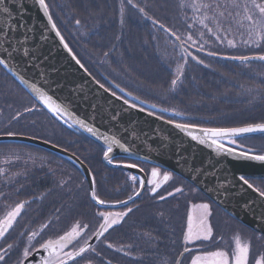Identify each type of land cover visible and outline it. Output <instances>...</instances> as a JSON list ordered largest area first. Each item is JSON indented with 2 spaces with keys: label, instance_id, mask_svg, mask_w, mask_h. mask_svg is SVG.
I'll return each instance as SVG.
<instances>
[{
  "label": "trees",
  "instance_id": "16d2710c",
  "mask_svg": "<svg viewBox=\"0 0 264 264\" xmlns=\"http://www.w3.org/2000/svg\"><path fill=\"white\" fill-rule=\"evenodd\" d=\"M91 1L83 3L81 0H67L68 6L63 7H58L59 2L56 0H46V3L64 41L97 82L104 83L122 98L139 106L151 107L155 104L160 116L176 123H195L201 127H241L264 123V62L238 63L222 59L235 52L230 50L218 52L215 57L208 56L207 52H199L197 58L202 59L208 67L198 64L191 56L185 57L176 35L170 34L173 33L171 30L165 32L159 27L163 24L167 28V23L161 21L163 17L172 16L171 0L169 3L165 0L166 8L149 6L144 12L136 9L141 13L139 15L126 8L121 11V7ZM154 1L165 4L164 0ZM69 2L74 4L73 8L69 7ZM62 3L65 2L62 0ZM152 20L158 23L153 24ZM166 39L170 42L166 43ZM172 42L181 54L180 64L184 63L185 58L192 63L184 65L183 75L174 90L170 85L173 79L170 69L174 68L176 55H173L172 61H167L161 55L162 49L166 50ZM187 49L191 53L194 51ZM246 64L254 66L255 70L259 69V77L261 72L263 78L253 79V75L257 74L251 72L253 68L247 72L240 69ZM6 78L7 81L12 79L8 75ZM11 81L25 95L23 97L29 98L14 80ZM120 88L124 92H120ZM33 105L31 111L19 113V116L11 119L5 134L11 132L17 136L42 140L76 156L91 172L97 197L106 203L124 201L136 193L137 186L129 179L128 173L103 165L102 146L79 130L69 128L34 101ZM161 109L168 111L162 112ZM177 112L181 115H175ZM38 122L48 124L50 130H43L44 126H38ZM236 139L245 149L251 145L264 148V134ZM0 146L6 147L4 156L0 150V160L2 157H5V161L17 158L16 161L0 164V168L3 167L5 171L3 178L0 177L1 185L4 186L0 212H4L7 205L14 206L20 201H27L20 225L23 229L33 227L36 230L47 223L48 227L42 235L63 234L77 223L81 226L83 218H86L89 228L98 224L100 218L97 215L100 211L91 204L86 181L73 164L51 152L25 144L1 143ZM23 154L34 161L32 167H23ZM40 156L49 161H39ZM56 164L79 177L78 191L68 179L63 181L56 177L52 171L57 169ZM16 172L19 176L13 179V173ZM257 182L264 186V180ZM184 199L173 197L156 201L143 196L131 207L129 214L132 216L126 218L122 226L108 231L103 240H126L129 225L135 231L136 240L142 239L145 232H158L162 227L165 232L162 239L171 245L177 244L183 240L188 203L196 202L191 198ZM161 213L167 217L165 221L160 217ZM81 259L76 260V264Z\"/></svg>",
  "mask_w": 264,
  "mask_h": 264
},
{
  "label": "water",
  "instance_id": "95a60500",
  "mask_svg": "<svg viewBox=\"0 0 264 264\" xmlns=\"http://www.w3.org/2000/svg\"><path fill=\"white\" fill-rule=\"evenodd\" d=\"M0 8H8L9 12L16 17L17 24L20 23L19 10L22 9L25 25L33 29L31 32H27L26 29L17 28L15 33H8L9 36H14L17 40L25 41L15 55L12 66H22L23 70L20 74L30 83H35L41 91L50 95L53 100L72 114L68 117V123L82 119L98 129V135L101 137L115 135L125 147L130 148L134 155H129L114 145L110 158L146 163L177 175L232 219L264 236V199L236 178L239 174H247L251 180H259L264 176V165L240 162L223 156L218 157L213 149L192 141L173 124L167 123L168 120L161 119L156 114L157 108H143L138 105L132 108L128 104H124L125 99H117V95L113 96L110 91H105V88H101L85 68L81 67V64L76 63V60L73 59L74 54L72 51L69 52V47L65 48L61 43L60 37L56 36V32L48 24L47 18L35 0H3ZM6 16V13L0 12V21ZM9 23L11 24V21ZM2 28L3 23H0V29ZM4 47L10 48L11 44L6 43ZM23 48L29 50L31 54L29 57L25 58L19 54ZM3 55V49L0 48V58H3ZM230 61L242 63L236 60ZM0 67L39 106L52 115L40 103L35 94L22 84L9 69ZM129 104L133 103L129 102ZM140 109H144V111H140ZM149 113H153V115H149ZM168 114L175 116L172 113ZM58 120L68 126L62 119ZM72 128L79 130L103 148L106 147L102 139H97L78 125L74 124ZM262 134L264 133H250L243 137ZM1 143L37 147L73 164L84 177L89 200L97 208L115 210L127 207L139 198L143 191L144 186L140 187L138 195L135 194L131 200L124 201L126 203L97 204L92 199L94 189L92 174L73 154L47 142L24 136L2 135L0 136ZM102 163L107 168L125 171L138 177L139 180H145L143 173L137 168H126L122 166L124 164L109 163L104 157H102ZM96 239L95 236L84 247L88 249Z\"/></svg>",
  "mask_w": 264,
  "mask_h": 264
},
{
  "label": "snow or ice",
  "instance_id": "6c2138e0",
  "mask_svg": "<svg viewBox=\"0 0 264 264\" xmlns=\"http://www.w3.org/2000/svg\"><path fill=\"white\" fill-rule=\"evenodd\" d=\"M35 2L39 5L40 10L47 18L48 24L51 25L52 30L56 32V36L60 37L61 43L64 44L65 48H68V45L64 43L61 33L57 30L56 24L53 23V18L49 14V6L46 3V0H35ZM127 2L133 7H136V5L133 4V0H127ZM2 3L3 0H0V4ZM179 7H190L194 13L201 12L203 10V14L201 16L194 17L195 22H198L203 29H206L208 34L215 36L216 41L220 43H224L226 41L229 47H236L235 40L229 38V35L234 34V29L236 31H239L240 29L246 30L247 39L243 41L246 45L255 44L259 47L261 43L264 42V0H181ZM121 11H123V8ZM140 11L144 12V9L141 8ZM0 12L7 14L6 18L0 21V23H3V28L0 29V48L3 49L4 54L3 58H0V66L9 69L22 84L28 87L31 92L35 94L40 103L43 104L53 116L57 119H62L68 124L69 128H72L75 124L83 128L92 136L97 137V139H102L104 145H106L103 150V157L105 160H108L109 163H113L114 158H110V154L113 153L114 145L118 146L125 153L134 155V153H131L130 148L125 147V145L121 143V140L117 139L115 135H103L101 137L98 135V129L90 126L82 119H77L74 120L73 123H68V117L72 114L66 108L62 107L60 103L53 100L50 95L41 91L35 83H30L27 78L20 74L23 70L22 66H12L15 55L18 53L25 41L17 40L14 36H9L8 33H15L17 28L26 29L27 32H31L33 29L25 25L23 21L24 12L22 9L19 10V24L16 23V17L9 12L8 8H0ZM148 19L152 18L148 17ZM10 21L11 24L9 23ZM152 22L153 24L158 23L155 20H152ZM76 23L79 24L80 21L77 20ZM187 26L191 29L193 24H188ZM159 27L165 32H170V30L163 24H160ZM221 33H223V35H221ZM170 34L176 35L175 33ZM200 35L203 37L204 32L200 31ZM241 35H244V33H241ZM176 40L179 41V47L183 48L185 57L191 56L192 60H195L198 64H203L204 67H208L202 59H198L184 47L188 41H191L193 44L196 43L192 35H187L183 38L180 35H176ZM6 43H10L11 47H4V44ZM204 43H208V41L205 40ZM201 49H203V44L200 45L197 51H200ZM69 52H71L70 49ZM19 54L25 58L31 55L27 48H23L22 52ZM105 55H107V53H105ZM207 55L215 57L218 53L215 51H208ZM225 58L240 61L242 63L256 60L264 62V54L253 56H230ZM73 59L76 60L77 64H80V61L77 60L75 56H73ZM185 64H187L186 58L183 64H178L177 66V72L179 74L176 75L170 82L173 90L177 87L178 81L181 80ZM81 67H83V65H81ZM100 87L104 88V85L101 84ZM117 87L119 86L117 85ZM105 91H108V89H105ZM120 92H124V89L120 88ZM111 94L116 96L115 92H112ZM127 95H131V93H127ZM117 99L122 98L117 96ZM133 99H135V97H133ZM123 102L124 104H128L129 107H136L135 104H129L128 100H124ZM151 107L155 108L156 105L153 104ZM31 110L32 109H25V111ZM140 111H144V109H140ZM161 111H168V109H161ZM16 115L19 116L20 114L17 113ZM149 115H153V113H149ZM175 115H181V113L177 112ZM160 118L162 119V117ZM167 123L173 124L175 128L185 133V135L190 137L192 141H196L201 145H206L208 148L213 149L218 157L223 156L240 162L258 163L260 165H264V152L256 153L252 149H245L244 145L238 144L236 139L243 137L245 134L257 132L264 133V123L247 124L241 127H201L195 123H176L173 120H168ZM7 135L12 136L14 134L9 132ZM231 145H236V147H232ZM122 166L126 168L138 167L135 163L124 164ZM2 173L3 169H0V174ZM160 176V168L153 167L147 180L141 179L139 180V184L141 187H143L146 183L148 185H153V187H151V192L156 193L157 189H159L163 183L169 181L171 178L168 171H164L162 179L158 180L157 178ZM236 178L238 181L242 182L243 185H246L248 189H251L253 192L257 193L260 198L264 199V186L252 183L247 174H239ZM129 179L136 181L137 177L130 176ZM261 179H264V176H262ZM180 191H182V189H175V192ZM135 194L138 195L139 193ZM168 195L171 196L173 193H168ZM92 199L100 205L106 203L104 200H100L97 197L94 189L92 191ZM128 199L131 200L132 196H129ZM160 199L163 200L165 197L161 196ZM27 203V201H20L14 206H5L6 210L4 214L0 216V239L5 238L6 234H8L14 227V223L17 221L18 217L21 216L22 210L26 207ZM117 203L126 202L117 201ZM192 207L202 210V212L198 223L195 225L193 223L192 211L190 210L188 213L187 229L183 235L185 247L181 256H183L184 253H191L192 251L197 250L189 248L188 245L195 244L197 241H209L213 236V229L208 223V216L210 215L209 204H195ZM130 211L131 209H128V212ZM98 215L103 218V223H101L99 229L93 233V235L97 238L103 236L108 229L119 223L120 220L127 215V212H99ZM47 227L48 224L45 223L40 226L39 230H32L27 234L21 232L20 236L26 235L27 241L31 242L36 240L38 236L42 235L43 230ZM87 227V225H83L81 227L77 223L62 235H59L54 239L48 238L39 242L38 247L36 245L24 247L16 264H69L70 261L72 264H76V258L81 257L82 254L88 250L84 246L75 247V242ZM234 244L235 247L231 252L224 249H217L193 255L191 258V264H248L249 244L242 243L239 235L234 237ZM108 247L111 248L112 244H108ZM129 247H131V245H129ZM12 248V244H8L5 248H0V264H3V261L6 259L5 254L11 251ZM88 264H91V262L89 261ZM177 264H179V260L177 261ZM254 264H264V258L255 259Z\"/></svg>",
  "mask_w": 264,
  "mask_h": 264
},
{
  "label": "flooded vegetation",
  "instance_id": "af4514ba",
  "mask_svg": "<svg viewBox=\"0 0 264 264\" xmlns=\"http://www.w3.org/2000/svg\"><path fill=\"white\" fill-rule=\"evenodd\" d=\"M97 1L99 2L100 5H105L115 8L116 7L126 8L127 10L131 11V13L133 14L137 13L138 15L141 13L139 11H136V9H141V8L145 9L150 6V3L146 1L144 2V5L141 6L140 4L136 5L137 2H134L133 0V4H135L136 7H133L131 4H128L127 0H97ZM63 2H67V0H63ZM6 76H7L6 72L0 67V80L5 82ZM98 83L100 85L103 84L104 88L108 89L110 92H114L113 90L107 88V86L104 83L101 82ZM116 95L118 94L116 93ZM6 127L7 125L4 124L3 125L4 131H0V136L7 135L5 134ZM5 148H6L5 146H0L1 152L2 151L4 152L3 156L5 154ZM113 162L118 164H129V163L137 164L138 165L137 169H139L143 173L145 180H147V178L150 176L151 169L155 167L152 165H148L133 160H127V159H114ZM0 169H3V167H1ZM160 170H161V176L157 178L158 180L162 179V174L164 171H166L161 168ZM169 173L171 176L170 180L163 183L161 187L157 189L156 193L151 192V187H153V185H148L146 183L143 187V191L140 194L139 198H137L127 207L121 209H115V210H104L97 208L92 203L91 204L94 207H96L100 212H108V213L127 212V215L122 220H120L119 223L113 225L110 229H108V231H110L113 229H117L119 226H122L126 218L132 216L131 214H129L128 209H131V207H133L136 204V202H138L143 196L147 199L153 198L156 201H160L161 196H164L165 199L173 198V197L174 198L185 197V199L191 198L194 201H197L195 202L196 204H201V203L209 204L210 215L208 216V223L213 229L212 238L209 241H197L195 242V244L188 245L189 248L197 249L198 251L194 250L191 253H184L183 256L184 255L185 256L183 258V256H181V253L183 252V249L185 247L184 241L181 240L177 244L171 245L167 241L163 240L162 237L165 236V232L162 227L158 232L147 231L144 233L142 239L136 240L135 231L133 230V227L128 225L126 231L127 232L126 240H121V241L103 240V237L105 236L106 233H108V231L105 232L103 236L97 238L93 243V245L89 247L85 253L82 254L81 256L82 259L80 260L79 264H88L89 261L91 262V264H177L178 260H179V264H191V258L193 255L202 254L203 252L214 251L217 249H224L231 252L235 247L234 237L236 235L240 236L242 243L249 244L248 264H254L255 259L257 258H264V236L241 225L240 223L232 219L230 216H228L226 213H224L216 205H214L210 200H208L204 195H202L196 188H194L188 182H186L185 180H183L182 178L178 177L177 175L171 172ZM129 175L133 176L132 174ZM1 178H3V176ZM259 180H264V179H259ZM133 182L136 184L137 192H138L141 187L139 184V178L137 177V180ZM251 182L256 185H261L258 184L257 180H252ZM187 185L191 186V188ZM177 188L182 189V191L175 192V189ZM188 191H195L196 193L194 196L191 197L188 194ZM3 192H4V186L1 185L0 182V197L3 194ZM168 193H173V195L169 196ZM202 196L206 198L208 201L203 199ZM195 203L193 202L188 203L189 204L188 213L190 210L193 209L192 206L195 205ZM215 207H217L220 210V212H218L217 211L218 209H216ZM4 212H0V216H2ZM97 216L100 218L98 224L95 225V227L93 228H89V227L85 228L81 236L75 242V247L85 246L95 237L93 233L96 232L99 229L100 224L103 223V218L99 215ZM20 217H18L17 221L14 223V227L9 231L8 234H6V237L0 239V248H5L8 244L13 245L11 251L5 254L6 259L5 261H3V264H16L17 260L20 258L22 249L24 247L32 246V245H36L38 247L39 242H42L43 240H46L48 238L54 239L57 236H59L53 234H44L38 236L36 240L28 242L26 239V235L20 236V233L24 232L25 234H27L28 232L32 231L35 228L31 227V228L23 229V226L20 225L21 222ZM160 217L163 219V221L167 219V217L163 213L160 214ZM85 220L86 218L82 219L83 224L81 225V227L83 225H86ZM217 222H219V224H222V226L216 227ZM228 223H231V225L229 226ZM232 223L235 224L234 227ZM70 229L71 227L69 228V230ZM186 229H187V219L185 223V231ZM225 234L227 236V240H225V236L223 237V235ZM108 244H112V247L109 248ZM129 245H131V247H129ZM81 257H77L76 260H78Z\"/></svg>",
  "mask_w": 264,
  "mask_h": 264
},
{
  "label": "rangeland",
  "instance_id": "374dc122",
  "mask_svg": "<svg viewBox=\"0 0 264 264\" xmlns=\"http://www.w3.org/2000/svg\"><path fill=\"white\" fill-rule=\"evenodd\" d=\"M57 2H59L57 5L58 7H63V5H67L66 2L62 3V0H56ZM83 3H88L91 0H81ZM149 2L150 3V7H164L166 8V1L164 0L165 4H161V3H157L154 0H134V2H137V4H140L141 6L144 5V2ZM93 2V1H91ZM168 3L170 2V0L167 1ZM181 3V0H171V4H172V8H173V12L171 13L172 16L170 17H163V21H161L162 23L166 24L167 23V28H169V30H171L173 33H175L176 35H180L183 37H186L187 35H192L193 39L196 41L195 44H193L191 41H188L184 46L194 50L192 51V54H194V56L198 57L199 52H208V51H215V52H221V51H235L234 53L230 54L231 56H253V55H259V54H264V42L261 43V45L258 47L255 44H250V45H246L243 43V41L245 39H247V35H246V30L245 29H240L239 31H236L234 29V34L229 35L230 39H234L236 42V47H229L227 45V42L225 41L224 43H220L218 41H216L215 36L210 35L207 33L206 29H203L202 26L198 23L195 22L194 17H199L203 14V10L201 12H193V10L190 7H184L181 8L179 7ZM74 4L69 2V7L73 8ZM148 8V7H147ZM146 9V8H145ZM169 19V20H167ZM166 20V21H164ZM207 23V21H206ZM188 24H193V27L191 29L188 28ZM200 31L204 32V36L201 37L200 35ZM241 33H244V35H241ZM221 35H223V33H221ZM207 40L208 43H204V41ZM170 42L168 39H166V43ZM203 44V49H201L200 51H197V49L200 47V45ZM162 47V45H161ZM162 56H165L167 61H172L173 60V55H176V62L173 64L174 68L170 69L171 73H172V77L174 78L178 72H177V66L178 64H180V58H181V54H179V52H177V48L175 46V44L173 45V42L170 44V47H166L165 49H162ZM189 61L187 60V65H189ZM192 65V63H190ZM250 68H253L254 70H249ZM240 69H243V71H251V72H256L257 74L253 75V79L255 78L256 80H258L259 78H263V74L260 72L261 77H259V69L254 68V66L251 65H244L242 66ZM5 80V79H4ZM12 80V79H11ZM2 81L0 80V131H4L3 130V125L4 124H8L11 123V119H13V117H16L17 113H23L25 112V109H33L34 105H33V101L29 96V98L27 97H23L25 95H23L21 92H19L18 87L12 83V81ZM23 90V89H22ZM24 91V90H23ZM38 126H44L43 130L45 131H49L50 127L48 124H44L41 122H38ZM42 141V140H41ZM259 144V143H258ZM264 144V143H263ZM262 145V144H259ZM250 147V148H248ZM247 149H251V147H255L253 145L248 146ZM256 149H252L254 152L256 153H261L264 152V148L261 146L260 147H255ZM22 162L23 163V167L26 168L28 165L30 167H32L31 165L34 164V161L32 159L29 158V156H25V154H23L22 157ZM38 159V158H37ZM11 160H17V158H13V159H9L5 161V157L1 158V162L0 164H7L9 163ZM39 161H49L48 158L40 156L39 157ZM40 165V164H39ZM57 169L56 170H52L54 172V174L56 175L57 178H61L63 181H67V179L70 181L71 186H73V188L78 191V185L80 182L79 177L75 176V174H73L69 169L63 168L62 166L56 164ZM48 169V168H46ZM3 173H5V171H3ZM22 172H20V176ZM130 174V173H129ZM23 175H24V171H23ZM2 176V174H0V177ZM19 173L16 172L15 174L13 173V179L14 178H18ZM88 192V190H87ZM137 192V191H136ZM195 191H188V194L192 197L195 195ZM203 195V194H202ZM204 199V198H203ZM206 199V198H205ZM201 200V199H200ZM207 200V199H206ZM208 201V200H207ZM197 202V201H196ZM113 204V203H112ZM115 204V203H114ZM196 204V203H195ZM193 213V223L194 225L198 223L200 215L202 210H198L193 208L192 210ZM218 212H220L219 210H217ZM229 226L231 225V223H228ZM233 224V223H232ZM222 224H219V222H217L216 227H221ZM235 226V224H233V227ZM231 228V227H230ZM225 236V240H227V236L226 234L223 235V237ZM232 242V240H231Z\"/></svg>",
  "mask_w": 264,
  "mask_h": 264
}]
</instances>
